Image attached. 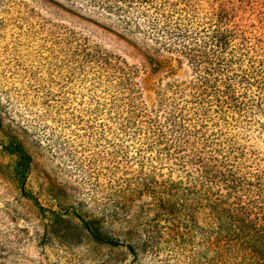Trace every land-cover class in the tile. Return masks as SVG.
Here are the masks:
<instances>
[{
  "label": "rangeland",
  "instance_id": "1",
  "mask_svg": "<svg viewBox=\"0 0 264 264\" xmlns=\"http://www.w3.org/2000/svg\"><path fill=\"white\" fill-rule=\"evenodd\" d=\"M219 2L236 32L220 75L179 55L157 3L0 0V264H255L210 245L195 184L209 162L264 187V0Z\"/></svg>",
  "mask_w": 264,
  "mask_h": 264
},
{
  "label": "trees",
  "instance_id": "2",
  "mask_svg": "<svg viewBox=\"0 0 264 264\" xmlns=\"http://www.w3.org/2000/svg\"><path fill=\"white\" fill-rule=\"evenodd\" d=\"M146 1L150 4L157 3L154 4L155 11L164 15L162 31L164 35L178 41L175 44L181 46L178 50L179 55L190 61L192 65L204 63L206 71H216L220 75L222 64L226 60L224 54L236 33L228 26L230 11L221 6L219 0L217 5L212 2L211 10L205 15L206 20L198 31V39L201 43L197 44L193 41L192 46L187 47L183 44L185 40L183 38L187 33L184 28L186 22L182 21L189 14L193 15L197 0ZM202 81L206 84L208 82L206 78H202ZM171 120L174 125L180 126L177 120L174 118ZM199 177L195 184L204 187L205 191L200 194L210 202L215 226L218 228L215 241L210 245L218 247L225 241L233 249L245 254V258L246 256L251 258V263L264 264V187L260 182L253 185L251 181H242L230 171L224 172L209 162L202 164ZM215 177L220 181L216 197L211 191L213 183L211 178ZM187 190L193 195L196 193L192 189L187 188ZM71 223L68 228L73 229L70 232L73 235H78L85 229L83 225ZM89 233L93 240L108 243L98 225L89 227ZM147 242L150 246H154V236H150Z\"/></svg>",
  "mask_w": 264,
  "mask_h": 264
}]
</instances>
